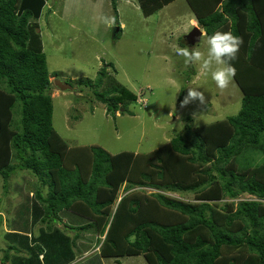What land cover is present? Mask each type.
I'll return each instance as SVG.
<instances>
[{"label": "trees", "instance_id": "16d2710c", "mask_svg": "<svg viewBox=\"0 0 264 264\" xmlns=\"http://www.w3.org/2000/svg\"><path fill=\"white\" fill-rule=\"evenodd\" d=\"M48 1L0 0V175L4 188L17 168L39 178L42 222L57 223L65 212L85 221L64 224L74 236L51 228L47 245L12 226L6 234L21 238L20 249L30 252L12 257L14 264H71L75 247L81 254L98 248L75 264L138 255L149 264H264V0H187L207 36L222 31L243 39L231 62L243 93L239 112L196 127L194 140L178 134L150 152L117 154L99 145L70 146L54 127L39 23ZM138 1L148 17L175 0ZM111 65L79 84L92 87L116 114L139 97L113 76L100 90ZM185 95L182 90L179 104Z\"/></svg>", "mask_w": 264, "mask_h": 264}, {"label": "rangeland", "instance_id": "374dc122", "mask_svg": "<svg viewBox=\"0 0 264 264\" xmlns=\"http://www.w3.org/2000/svg\"><path fill=\"white\" fill-rule=\"evenodd\" d=\"M54 1L49 0L51 7ZM75 1L69 10L62 7L53 24L47 15L51 12L50 6L39 19L51 79L68 80L75 87L73 91H62L53 85L50 90L54 127L70 146L99 145L111 154L121 151L146 153L163 146L178 134L194 140L196 127L239 112L243 93L235 79L222 92L210 74H202L197 65L185 66L183 58L175 54L177 46L207 51V35L194 46H190L184 37L186 30L193 29V22L204 29L195 19L187 0H175L148 17L142 14L138 0H117V12L113 9L112 0H86L84 6L77 5L78 0ZM100 14L115 17L118 24L109 27L98 23L95 18ZM119 24L122 27L117 31ZM109 62L115 69L113 65L107 69L109 75L100 90L112 85L109 77L113 76L116 84L135 92L143 103L139 100L132 102L127 109L122 106L114 114L107 111L105 103L96 99L92 87L79 84L82 79L95 81L99 70ZM55 72H59L58 76L53 75ZM195 86H200L198 90L204 92L205 103L196 101L182 107L179 104L181 91L187 93L188 87ZM186 124H190V130L186 129ZM16 162L14 158L12 163ZM8 183L4 188L3 177L0 176V208L5 209L6 217L9 216L6 220L8 227L18 225L23 234H28L25 229L31 227L33 231L30 230L28 236L43 240L47 245L53 239L45 236L52 233L56 225L63 229L67 220L71 224L85 221L76 213L65 212L57 223L55 220L42 222V202L35 194L40 180L29 170L17 168ZM42 189L46 194L48 187ZM142 189L158 191L152 187ZM171 195L186 199L193 196L185 193ZM245 197L248 196L243 195L242 198ZM36 205L38 209H35ZM63 231L66 235H75L70 228ZM21 241V238L8 235L0 228V261L3 262L0 264H14L12 257L30 255V252H25L26 248L20 249ZM12 245L17 249L9 250ZM92 249L81 254L75 247L77 256L71 264L94 253ZM8 250L10 259L7 262L4 256ZM118 259L120 261L103 258V263L149 264L143 255Z\"/></svg>", "mask_w": 264, "mask_h": 264}, {"label": "clouds", "instance_id": "9594fccd", "mask_svg": "<svg viewBox=\"0 0 264 264\" xmlns=\"http://www.w3.org/2000/svg\"><path fill=\"white\" fill-rule=\"evenodd\" d=\"M95 19L98 23L109 27H113L118 24L115 17L103 14L98 15ZM119 26L122 27V25L120 24ZM193 27L197 28L200 31L201 36L207 35L206 30L202 29L195 22H193L192 28ZM200 28L205 33H203ZM190 30H186L184 34L186 35L187 33H189ZM242 44V37L234 35L232 32L215 31L213 34L207 36L206 38V53L197 48L190 49L188 47L179 46H177L174 51L177 56L183 58L185 66L197 65L202 74H210L217 88L223 92L229 88L236 75V68L231 62L237 59V55ZM54 79H51L53 81V85H55ZM199 88L200 86L188 87L187 95H185L183 100L181 101L182 107L196 101H199L200 104L205 103V94L203 91L198 90ZM96 250L97 249H94V251Z\"/></svg>", "mask_w": 264, "mask_h": 264}, {"label": "crops", "instance_id": "0c3cea01", "mask_svg": "<svg viewBox=\"0 0 264 264\" xmlns=\"http://www.w3.org/2000/svg\"><path fill=\"white\" fill-rule=\"evenodd\" d=\"M68 1H70V2H68ZM75 0H55V2H56V4L54 5V3L52 4V7L50 6L51 5V3L48 1L47 2V6H46V9H44V14H45V11L48 9V7L50 6V9H51V12H47V15H48V17L51 19V24H53L54 23V21H56V16H58V14L59 13H61V9H62V7L63 6H65L66 7V10H69L70 8H71V6H73L72 5V2H74ZM50 3V4H49ZM66 3V4H65ZM75 3H76V1H75ZM85 3H86V0H83L82 2H80L79 0H78V2H77V5H85ZM65 4V5H64ZM70 6V7H69ZM90 8H92L91 6H89ZM49 11V10H48ZM76 11H79V9L76 7ZM75 11V12H76ZM49 13V14H48ZM43 14V15H44ZM50 16H52V17H50ZM195 19H196V17H195ZM197 20V19H196ZM194 21V20H193ZM1 176V175H0ZM3 184H4V180H3ZM9 219V216L7 215V217H6V213H5V209H3V208H0V228H2V230L4 231V233H7V232H9L10 230H13L12 228H16V227H8V226H6V220H8ZM31 231H33V230H31ZM31 233H28V235H30ZM9 261V260H8ZM7 261V262H8ZM0 263H3V262H1L0 261Z\"/></svg>", "mask_w": 264, "mask_h": 264}, {"label": "water", "instance_id": "95a60500", "mask_svg": "<svg viewBox=\"0 0 264 264\" xmlns=\"http://www.w3.org/2000/svg\"><path fill=\"white\" fill-rule=\"evenodd\" d=\"M118 30H120V26H117V31ZM202 32L205 33L203 30H202ZM202 36H201L200 31L195 27H193V29L185 35L188 43L192 46L195 45L196 43L200 42V40L202 39ZM54 84L62 91L74 90V86L72 85V83H70L67 80L61 79V78H55Z\"/></svg>", "mask_w": 264, "mask_h": 264}, {"label": "built area", "instance_id": "2783aa9c", "mask_svg": "<svg viewBox=\"0 0 264 264\" xmlns=\"http://www.w3.org/2000/svg\"><path fill=\"white\" fill-rule=\"evenodd\" d=\"M139 101H140V102L142 101L141 98L139 99Z\"/></svg>", "mask_w": 264, "mask_h": 264}]
</instances>
